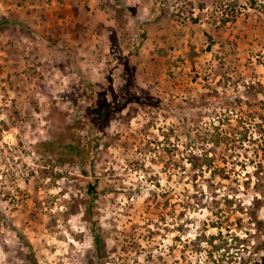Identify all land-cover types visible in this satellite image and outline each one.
Wrapping results in <instances>:
<instances>
[{
  "label": "rangeland",
  "instance_id": "374dc122",
  "mask_svg": "<svg viewBox=\"0 0 264 264\" xmlns=\"http://www.w3.org/2000/svg\"><path fill=\"white\" fill-rule=\"evenodd\" d=\"M23 239L264 264V0H0V264Z\"/></svg>",
  "mask_w": 264,
  "mask_h": 264
},
{
  "label": "trees",
  "instance_id": "16d2710c",
  "mask_svg": "<svg viewBox=\"0 0 264 264\" xmlns=\"http://www.w3.org/2000/svg\"><path fill=\"white\" fill-rule=\"evenodd\" d=\"M78 152H80V156H81V153L83 151L80 149ZM81 166H82V164H81ZM81 170H84L83 169V166L81 167ZM85 189H86L87 194H90L91 197L94 198L93 197V194L96 191V185H93V184L90 185L88 183V184H86V188ZM92 206H93V203L92 202H90V203L87 204V207L86 208H87V211L88 212H91L92 211ZM91 229L94 231V233H93V245H94L93 256H95V258L97 260H100L102 258L103 250H104V245L102 243L103 242L102 241V237H101L99 231L96 230L97 229V226L93 222H91ZM23 240H24L23 241L24 242V246L29 250V256H30V259H31V263L30 264H37L36 260L33 258V253H32V249H31V246H30L29 242L26 241L25 239H23Z\"/></svg>",
  "mask_w": 264,
  "mask_h": 264
}]
</instances>
